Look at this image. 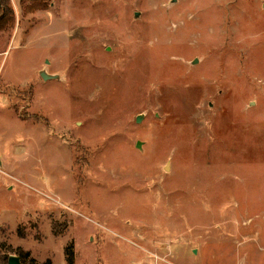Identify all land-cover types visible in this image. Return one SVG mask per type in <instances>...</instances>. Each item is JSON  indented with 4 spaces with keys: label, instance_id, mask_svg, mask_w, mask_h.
<instances>
[{
    "label": "rangeland",
    "instance_id": "rangeland-1",
    "mask_svg": "<svg viewBox=\"0 0 264 264\" xmlns=\"http://www.w3.org/2000/svg\"><path fill=\"white\" fill-rule=\"evenodd\" d=\"M8 5L0 261L264 264V0Z\"/></svg>",
    "mask_w": 264,
    "mask_h": 264
},
{
    "label": "trees",
    "instance_id": "trees-1",
    "mask_svg": "<svg viewBox=\"0 0 264 264\" xmlns=\"http://www.w3.org/2000/svg\"><path fill=\"white\" fill-rule=\"evenodd\" d=\"M12 15V9L8 5V0H0V23L2 21V26H4L5 23H9L11 20ZM4 28V27H3ZM11 250L16 256L20 258L21 264H52L50 259H46L42 263H36V261L32 258H30L29 252L24 251L21 248H16L14 250L7 248ZM7 257H4L0 264H7ZM65 260L67 264H73L74 261V253H73V247L72 245H68L65 248Z\"/></svg>",
    "mask_w": 264,
    "mask_h": 264
},
{
    "label": "water",
    "instance_id": "water-1",
    "mask_svg": "<svg viewBox=\"0 0 264 264\" xmlns=\"http://www.w3.org/2000/svg\"><path fill=\"white\" fill-rule=\"evenodd\" d=\"M48 63L49 62L46 61L45 66L38 72L39 76L43 79V81H49V80L61 81L62 77H60L58 74L48 73L47 70ZM7 264H21L20 258L16 255H10L8 256Z\"/></svg>",
    "mask_w": 264,
    "mask_h": 264
}]
</instances>
